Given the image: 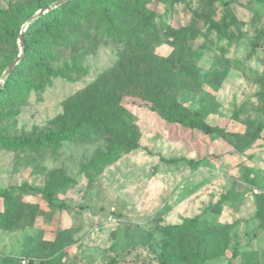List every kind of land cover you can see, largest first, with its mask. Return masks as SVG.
<instances>
[{
  "label": "rangeland",
  "instance_id": "1",
  "mask_svg": "<svg viewBox=\"0 0 264 264\" xmlns=\"http://www.w3.org/2000/svg\"><path fill=\"white\" fill-rule=\"evenodd\" d=\"M209 1H152L157 31L137 62L129 56L120 62L123 44L105 34L103 21L88 15L65 29V42L53 48L51 66L75 63L76 71L35 80L24 96L6 101L0 133L43 139L62 128L59 118L69 97L83 93L104 73L116 75L138 145L101 163L120 134L110 127L81 125L58 144L0 147V190L12 191L17 216L12 227L0 224V259L160 264L163 228L198 218L211 237L199 240L207 254L204 264H264V127L250 135L264 123V37L258 38L264 29V0ZM18 2L0 0V9L20 21ZM228 10L236 20L227 21V38H219L212 24ZM23 25L11 31L14 48L0 44V81L9 60L20 53ZM180 26L196 30L182 48L167 36ZM169 55L185 64L172 77V83L182 85L170 96L173 105L161 104L164 112L198 111L219 131L168 121L145 104V97L156 102L157 92L142 84L143 76L155 60ZM5 199L0 197V215Z\"/></svg>",
  "mask_w": 264,
  "mask_h": 264
},
{
  "label": "trees",
  "instance_id": "2",
  "mask_svg": "<svg viewBox=\"0 0 264 264\" xmlns=\"http://www.w3.org/2000/svg\"><path fill=\"white\" fill-rule=\"evenodd\" d=\"M56 1L19 0V12L22 16L20 21L0 9V44L10 43L14 48L16 43L10 38L12 29L22 26L39 9L50 6ZM152 1L160 0H70L31 20L22 34L24 47L22 56L0 87V118L5 116L3 109L6 101L11 96L15 98L24 96L33 86L35 80L42 82L54 76L67 77L68 74L76 71L75 63L73 65L65 64L61 68L52 67L53 48L65 42V29L76 26L88 15L96 16L103 21L106 25L105 34L123 44V49L118 55L120 62H123L128 56L132 61L137 62L144 50L146 40L153 37L157 31L155 21L157 15L149 7ZM31 2H35V5H30ZM209 4H213L212 0L209 1ZM233 19L235 17L228 10L221 20L213 22L212 25L219 38L222 36L227 38L226 31L229 30L227 21ZM195 34L196 30L193 26H180L168 31L167 36H170L168 38L172 42L178 44V48H182L181 42L194 39ZM258 36V38L264 37V29L260 30ZM154 58V56H149L147 59ZM11 62L12 59L9 60L8 65ZM183 64L185 63L173 58V55L161 57L159 61L155 60V67L143 76L142 84L146 88L149 85L154 87L157 92L154 97L156 102H152V97H145L147 99L145 104L150 110L156 111L168 121L178 122L185 127L200 129L206 133L219 131L218 127L211 126L202 120L198 111L190 115L180 111L165 113L161 107V104L165 102H169L170 105L175 103V99L170 96L182 84L180 82L172 83V77L181 74L184 68ZM18 69H20V73H17ZM164 79L165 81H163ZM153 80H157V84H154ZM122 89L118 85L116 75L107 77L104 73L83 93H76L65 101L64 113L59 118L61 129L55 130L43 139L35 140L14 139L0 133V147L17 150L39 146L42 141L48 142V144H58L62 140L72 138L81 125L95 128L110 127L111 130L120 134V138L112 143L111 148L100 159V162L111 163L122 152H128L138 145L137 128L128 120V112L122 104V98L119 97L118 92ZM134 90L142 97L140 88ZM257 94L259 95L261 92L259 91ZM252 123L254 121H250V125ZM263 127L264 123H258L250 135L252 137L258 135ZM11 194L12 191L0 190V197H8L4 201V213L0 215L3 217L0 219V224L8 227L14 225L17 217L14 211L16 203ZM48 196L50 197L51 193H48ZM206 230L208 227L203 225L198 218H192L181 224L165 226L163 232L166 239L161 246L160 264H204L207 254L201 252L199 240L203 236H207L208 242L211 240ZM0 264L36 263L21 259L13 261L8 257H1Z\"/></svg>",
  "mask_w": 264,
  "mask_h": 264
},
{
  "label": "water",
  "instance_id": "3",
  "mask_svg": "<svg viewBox=\"0 0 264 264\" xmlns=\"http://www.w3.org/2000/svg\"><path fill=\"white\" fill-rule=\"evenodd\" d=\"M70 1V0H57L54 5H50V6H46L43 7L41 9H39L27 22L24 23L22 30L19 34L18 37V41H19V48H20V53L17 55V57L8 65L7 69L4 72L3 78L0 81V87L2 85V82L4 81V79L6 78V76L12 71V69L14 68V66L16 65V63L20 60L22 53L24 51V47H23V41H22V34L28 24V22H30L31 20L35 19L36 17L40 16L41 14L50 11L51 9L60 6L61 4Z\"/></svg>",
  "mask_w": 264,
  "mask_h": 264
}]
</instances>
